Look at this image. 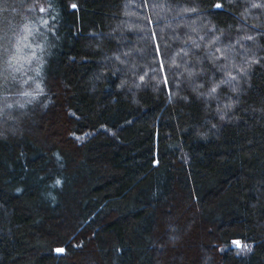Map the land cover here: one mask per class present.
<instances>
[{"label": "trees", "instance_id": "trees-1", "mask_svg": "<svg viewBox=\"0 0 264 264\" xmlns=\"http://www.w3.org/2000/svg\"><path fill=\"white\" fill-rule=\"evenodd\" d=\"M253 4L0 0L39 45L0 87V264H264Z\"/></svg>", "mask_w": 264, "mask_h": 264}, {"label": "snow or ice", "instance_id": "snow-or-ice-1", "mask_svg": "<svg viewBox=\"0 0 264 264\" xmlns=\"http://www.w3.org/2000/svg\"><path fill=\"white\" fill-rule=\"evenodd\" d=\"M223 5L221 4H217L216 7L220 8ZM52 5L49 4L48 7H44V6H40L39 7V12L41 13H45L48 12L49 9H51ZM72 8H76L77 5L73 4L71 5ZM252 7H264V5H260V4H253ZM188 11L191 12H195L196 9L192 8L189 9ZM55 16H52L51 19L55 20ZM31 23V22H29ZM43 25L45 26V28H48V24L49 21L48 20H43L42 21ZM38 31V30H37ZM48 31H54V29L52 28H48ZM257 34L258 35H264V33H261L259 31V29H257ZM29 35H36V33H33L29 27V24L26 23L23 26H12L10 23L8 22H4L3 26H0V75L4 76V81L3 84H0V87H4L5 89L10 88L11 87V81H15L16 77L14 75V73L21 71V69L23 68V64L20 63L21 60L25 61L28 65H31L33 63V59L36 58V52L35 51H31L29 52L28 55H22L24 49L29 48V47H37L39 45H31L28 41H29ZM41 35H43L41 33ZM155 32L152 33V36L155 37ZM245 39L251 41L254 40L255 37L249 35L246 36ZM159 43H157L155 45L154 51L159 52ZM196 47H199V45L197 44ZM217 51H219V49H217ZM254 63H259V61H253ZM19 65V66H17ZM159 67L161 68V70H163L164 68V64H163V59L161 58L160 63H159ZM35 71L37 73H39L40 71V66L38 65L35 68ZM239 71L241 73H244L245 75H247V70L245 67H241L239 69ZM6 74V75H4ZM191 75V73H190ZM9 77H11V80L9 79ZM229 78L231 80H235L236 77L231 76V73H229ZM29 80H34V77H28ZM141 80H143V77H140ZM164 82L167 83V75L165 74L164 76ZM228 81H222V83H227ZM23 83L27 84L28 80H24ZM37 87L39 88L40 85H37ZM217 86H214L211 88V91L209 93V95L213 94L216 92L217 90ZM235 91V89H233ZM11 94V93H9ZM22 95H28L27 92L21 93ZM8 107H11V105H8ZM21 107H23V105H21ZM223 118V117H222ZM213 127H215V125H213ZM57 184L61 183L59 180L56 181ZM17 191H19V189H17ZM239 243V242H237ZM57 252H63L64 249L62 248H58L56 249Z\"/></svg>", "mask_w": 264, "mask_h": 264}, {"label": "rangeland", "instance_id": "rangeland-1", "mask_svg": "<svg viewBox=\"0 0 264 264\" xmlns=\"http://www.w3.org/2000/svg\"><path fill=\"white\" fill-rule=\"evenodd\" d=\"M25 64H26V62H24L23 65H25ZM19 72H20V71H19ZM19 72H16V73H19ZM19 74H21V73H19ZM4 75H6V74H4ZM20 80H21V83H20V84L23 86V85H24V83H23L24 80H23V79H20ZM26 80H28V79H26ZM1 81H4V76H3V75H0V82H1ZM28 81H29V80H28ZM4 110H6V108H5V109H3V108L0 109V112H3Z\"/></svg>", "mask_w": 264, "mask_h": 264}]
</instances>
